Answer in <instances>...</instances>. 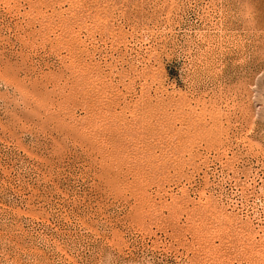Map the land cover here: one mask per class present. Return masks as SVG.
Instances as JSON below:
<instances>
[{"label":"rangeland","instance_id":"1","mask_svg":"<svg viewBox=\"0 0 264 264\" xmlns=\"http://www.w3.org/2000/svg\"><path fill=\"white\" fill-rule=\"evenodd\" d=\"M0 264H264V0H0Z\"/></svg>","mask_w":264,"mask_h":264},{"label":"bare ground","instance_id":"2","mask_svg":"<svg viewBox=\"0 0 264 264\" xmlns=\"http://www.w3.org/2000/svg\"><path fill=\"white\" fill-rule=\"evenodd\" d=\"M257 3V2H256ZM263 5V4H262ZM258 6H259V4H258ZM261 6V5H260ZM263 9V8H262ZM262 15V14H261Z\"/></svg>","mask_w":264,"mask_h":264}]
</instances>
